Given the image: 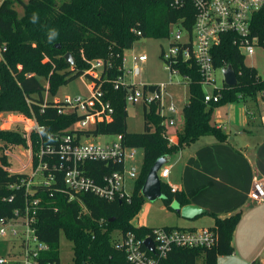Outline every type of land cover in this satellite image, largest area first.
<instances>
[{"label": "trees", "instance_id": "obj_1", "mask_svg": "<svg viewBox=\"0 0 264 264\" xmlns=\"http://www.w3.org/2000/svg\"><path fill=\"white\" fill-rule=\"evenodd\" d=\"M191 12L193 15L189 6L172 7L170 0H3L0 4V114L10 118H35L44 126L41 132H31L34 165L38 163L37 153L41 146L57 142L53 137L56 134L76 133L79 137L83 134H121L126 146L143 150L142 169L129 202L108 200L91 192L74 193L64 184V171L59 170L54 171L56 177L51 184H31L27 189L29 173L26 170L12 172L6 153L7 147L14 145L28 148L27 138L23 132L0 126V219L16 218L29 209L30 215L36 218L34 228L38 239L50 247L41 253V264H62V230L72 243L74 264H132L125 253L115 247L114 232L132 231L139 237L151 234L152 227L133 223L146 202L142 187L150 168L160 157L172 155L202 136L213 135L224 140L226 134L211 123L213 108L264 94V78L245 63L237 34L227 33L212 49L214 65L221 68L231 64L238 82L234 86L224 84L219 91L215 90L214 93L220 92L217 101L205 100L202 77L196 66L187 62L177 65L191 78L187 79L189 100L183 107V123L177 130V144L168 139V126L157 103L149 108L143 105L142 132L128 130V87L115 89L113 84L109 86L104 82L105 99L114 107L113 119L97 122L88 128L76 126L84 114L60 113L57 102L45 99L44 90L55 93L60 84H67L83 74L96 83L106 81L110 73L114 79L124 75V70L119 68L126 49L132 48L142 37H167L170 25ZM188 20L193 22V17L191 19L190 15ZM251 35L259 37L261 43L264 40V7L253 15ZM57 43L60 48L56 47ZM67 52L79 54L74 63L70 64L65 58ZM97 60L103 62L100 75L88 72L90 63ZM40 76L47 79V88ZM148 87L154 89L157 84L147 83L144 88ZM43 158L50 164L60 159L58 155L49 154ZM86 167L89 174L99 180L121 166L113 161L89 160ZM161 182L166 195L163 202L167 207L174 199L183 205L189 203L183 192H172L165 180ZM71 194L75 196L72 199ZM77 198L86 205V212H83ZM35 199L37 204H32ZM210 213L216 216L217 242L210 247H174L164 264H218L220 255L233 253L232 237L240 213L223 219ZM14 248L15 245L3 256L13 255ZM0 264L19 262L9 260Z\"/></svg>", "mask_w": 264, "mask_h": 264}, {"label": "built area", "instance_id": "obj_2", "mask_svg": "<svg viewBox=\"0 0 264 264\" xmlns=\"http://www.w3.org/2000/svg\"><path fill=\"white\" fill-rule=\"evenodd\" d=\"M172 7L180 9L183 7H191L193 11L187 13L183 18L178 19L170 25L169 34L165 39L168 41V47L162 49L161 57L165 62V68L172 74H180L182 79H191L188 75L183 74L177 66L180 62H187L190 66L194 65L201 74L203 86H212L213 91L209 93L205 91L206 101H217L220 98V90L217 86L216 67L212 49L222 41V36L227 33H236L238 36L239 46L243 53L252 54L255 46L261 43L259 37L251 35V25L253 15L264 7V0H170ZM193 17L190 22L189 17ZM191 23V24H189ZM175 24V30L172 25ZM141 33L140 31H138ZM264 43V40L262 41ZM147 55L139 54L138 60L145 62ZM93 68L103 66L101 60L93 62ZM223 67H221L222 69ZM91 72V70H88ZM131 75L139 74L141 67L135 65L128 70ZM93 74V73H92ZM93 81V80H92ZM105 80L89 85V95H77L75 97H65L63 100H54L60 113L76 112L84 114L78 119L76 126L78 128H88V123L92 121L94 125L101 121H111L113 119L114 107L111 102L105 99V90L103 84ZM133 85L132 87L130 86ZM147 83H129L125 80L124 75H120L113 80V87H128L126 93L127 102L141 103L149 106L157 103L163 121L167 126L176 125L175 114L179 113V108L173 100H167V83H158L154 89L147 88ZM149 84V83H148ZM130 86V87H129ZM172 98V96H171ZM45 105V104H44ZM22 117H19L20 120ZM17 119V118H16ZM26 131L24 135L27 138L29 147L27 151L31 154L29 163L22 164L19 171H25L29 166L32 171L29 173V185H49L55 180V170L64 171L63 181L67 188L74 193L91 192L108 200L118 199L119 201H130L132 192L126 189L127 178L137 179L138 169L132 166L127 169V160L135 159L136 148L128 152L123 143L121 134L117 135V140L98 143L92 139V136L86 134L79 137L76 133L56 134L53 135L57 142L41 146L38 151V163L34 165V155L31 146V132H41L44 128L34 119H26ZM21 121V120H20ZM28 131V133H27ZM132 148V147H130ZM45 154L58 155L59 162L50 164L43 158ZM89 160L95 161H113L120 164V168L104 174L99 180L94 179L86 167ZM168 167H161L159 170L160 179L164 180L169 175ZM171 191L176 192L178 187L170 185ZM71 194V199L74 198ZM250 197L257 202H264V181L256 179L250 191ZM80 198V197H79ZM77 198V199H79ZM13 199V196L10 197ZM83 212L87 211L86 205L79 199ZM37 204L38 200L31 201ZM35 210H33V214ZM36 218L27 211L24 215L16 218L0 219V235L7 234L5 225H9L8 230L13 235H17V225L24 227V236L20 240L19 249L12 252L10 257H0V262H8L9 260H17L19 264H41V253L49 250V244L40 241L36 235L34 223ZM102 222V220H101ZM151 238L153 241V249L145 244V239ZM218 240V232L214 227H176V226H158L152 227L151 234L146 237H139L134 232L114 234V245L117 249L123 251L127 260L132 264H164L165 258L174 247H210ZM51 264V263H46ZM249 264H264V258L257 259Z\"/></svg>", "mask_w": 264, "mask_h": 264}, {"label": "crops", "instance_id": "obj_3", "mask_svg": "<svg viewBox=\"0 0 264 264\" xmlns=\"http://www.w3.org/2000/svg\"><path fill=\"white\" fill-rule=\"evenodd\" d=\"M223 85L224 79L220 88ZM0 120L8 122L9 118L2 113ZM210 120L226 134L225 139L205 135L169 155L170 164L162 166L170 170L165 181L183 192L187 204L205 210L195 218L203 216L207 227L216 225V216L210 212L222 219L240 213L232 237L234 251L219 258H227L228 264H249L264 258V202L250 197L253 182L264 181V94L215 106ZM182 123L183 111L180 123L168 127L167 136L173 144L179 142L177 130ZM18 148L23 150L20 145Z\"/></svg>", "mask_w": 264, "mask_h": 264}, {"label": "rangeland", "instance_id": "obj_4", "mask_svg": "<svg viewBox=\"0 0 264 264\" xmlns=\"http://www.w3.org/2000/svg\"><path fill=\"white\" fill-rule=\"evenodd\" d=\"M3 0H0V4ZM175 30V24L171 27ZM168 47V41L165 38H147L142 37L136 40L134 46L130 49L124 51V61L121 68L124 70V78L129 83H167V100H173L174 103L178 105L179 113L175 114L177 123L182 120V111L184 104L189 100V85L187 83L180 82L182 76L180 74H172L171 71L165 68V62L161 57L162 49ZM146 54L147 60L145 62H140L138 60L139 54ZM245 63L254 68L258 75L264 78V43H259L255 46V51L253 54H248L243 50ZM74 61L77 59L79 54H73ZM82 57L84 55H81ZM2 61V53L0 48V63ZM96 62V61H94ZM138 64L141 67V72L139 74L131 75L128 70L134 65ZM70 64H72L70 62ZM93 65L90 63L88 70L95 75H100L102 72L101 66ZM117 72H120L118 70ZM217 86H222L223 73L221 68H217L215 71ZM114 77L112 73L106 76L107 85L111 86L113 84ZM40 80L44 87H48L47 79L40 76ZM93 81L86 74L80 75L68 81L67 84H60L55 93L50 92L48 89L44 90V97L46 100H63L65 97H75L77 95L87 96L89 95V85L91 86ZM204 90L212 93V86H204ZM172 96V98H171ZM121 100V98H120ZM127 124L128 130L131 132H142L144 130V114L143 105L141 103L127 102ZM9 118L8 122L1 121L0 126L6 130H18L20 132H25V121L23 118L20 120L16 118ZM30 120V119H28ZM92 121L88 123L87 126L91 127ZM170 127V126H168ZM28 133V131H27ZM92 139L96 140L98 143H107L117 140L116 134H100L98 136H92ZM19 145H14L7 147L6 153L8 155L9 169L13 172L14 170H20L22 166L21 160L27 165L29 163L28 159L31 154L27 151V148L23 147V152L18 148ZM29 147V143H28ZM133 148H127V151H132ZM135 159L127 160V169L132 166H136L138 173L142 169L143 162V150L136 148ZM166 157V156H162ZM166 164H170L169 156ZM167 159V158H166ZM28 162V163H26ZM26 172L31 173L32 169L29 166L25 169ZM136 179L127 178L126 189L128 192H132L134 188ZM165 180V179H164ZM178 202L173 200L170 207H167L161 198L155 200H148L143 205L139 214L133 219L134 224L146 225V226H164V225H179L183 227L195 226V227H207L208 223L204 220L203 216H199L195 219L184 218L178 211ZM1 226V223H0ZM7 234L4 236L0 235V256H5L7 252L13 249H19L20 240L24 236V227L17 225L18 230L17 235H13L11 231L8 230L9 225H5ZM118 231L114 232L117 234ZM13 250V251H14ZM60 259L62 264H74L73 261V248L72 243L66 238L64 231H61L60 235ZM218 264H228L227 258L220 257Z\"/></svg>", "mask_w": 264, "mask_h": 264}, {"label": "water", "instance_id": "obj_5", "mask_svg": "<svg viewBox=\"0 0 264 264\" xmlns=\"http://www.w3.org/2000/svg\"><path fill=\"white\" fill-rule=\"evenodd\" d=\"M56 47L60 48L61 45L59 43L56 44ZM65 58L71 62L74 63V58L72 53L67 52L65 54ZM223 73V79L224 84L228 86H234L238 82V78L236 75V72L231 64H228L227 66L222 68ZM167 158V159H166ZM168 160V157H160L154 165L150 168L146 181L142 187V193L148 200H155L157 198H161L162 200L166 198V195L164 194L162 190V182L159 177V170L161 167L166 163ZM177 211L185 218L193 219L197 215L203 213L205 210L196 204H186L181 205L178 203ZM145 244L153 249V241L151 238L145 239ZM85 264V263H84Z\"/></svg>", "mask_w": 264, "mask_h": 264}]
</instances>
